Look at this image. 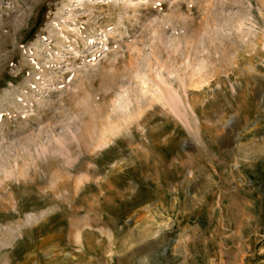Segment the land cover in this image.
Masks as SVG:
<instances>
[{
    "label": "rangeland",
    "instance_id": "1",
    "mask_svg": "<svg viewBox=\"0 0 264 264\" xmlns=\"http://www.w3.org/2000/svg\"><path fill=\"white\" fill-rule=\"evenodd\" d=\"M0 264H264V0H0Z\"/></svg>",
    "mask_w": 264,
    "mask_h": 264
}]
</instances>
